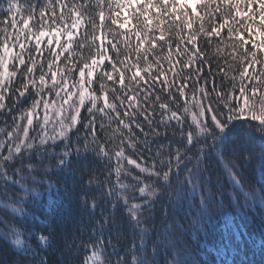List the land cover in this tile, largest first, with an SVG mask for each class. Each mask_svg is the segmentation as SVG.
<instances>
[{
	"label": "snow or ice",
	"instance_id": "obj_1",
	"mask_svg": "<svg viewBox=\"0 0 264 264\" xmlns=\"http://www.w3.org/2000/svg\"><path fill=\"white\" fill-rule=\"evenodd\" d=\"M212 4L216 5L214 9L210 7ZM201 7L206 9L204 15H201ZM22 11L17 0H0L4 23L0 29V114L4 110L11 113L14 107L32 98L28 108L14 118L7 155L0 151V178L13 179L8 171L15 165H10L9 161L20 159L23 163V152L33 148L30 142L33 128L44 132L40 143L45 144L48 140L65 138L81 119H87L85 127L92 130L94 150L109 161L117 160L115 174L120 188L125 192L128 188L119 180L121 161H126L129 168L139 173L133 175L132 187L134 198L138 193L142 202L129 205L125 199L124 207L129 211V225L140 231V243L137 245L133 239L132 247L117 257L116 264H150V261L158 264L155 258L161 249L165 252L164 264H194L191 253L180 246L165 225L177 214L181 201L194 197L198 188L203 191L206 180L210 182V176L204 177L207 167L199 168L201 158H211L213 153L223 158L229 154L230 143L234 145L231 154L235 155L238 150L242 154L245 149L236 134L250 135L244 125L249 129L257 128V124L250 121L258 122L257 130L264 134V0H35L34 4L27 3V18L21 17L18 23L16 15ZM205 15L210 17L207 28ZM9 27L15 31H9ZM81 28L82 40L78 36ZM214 37L221 42L227 38L231 47L223 66L219 57L226 49H221L217 43V58L213 64L203 46H211ZM97 41L99 49L94 55L81 57L79 63L74 61L76 49L86 45L95 49ZM174 44L178 49L175 54ZM112 52L117 53L115 59ZM35 53L41 54L40 61ZM133 53L135 58L131 59ZM121 55H124L123 60H119ZM162 58L168 62V68L162 66ZM174 64L179 70L174 71L170 79L168 72ZM228 80L230 85L226 83ZM106 81L112 82L111 85ZM190 95L199 111L188 124ZM211 97L215 99L210 100ZM57 101L60 104L55 118L60 129L57 135L48 136L44 130ZM204 101H208L207 107ZM82 108L90 119L81 118ZM97 113L106 117L109 124L113 119L117 122L112 136L119 139L118 144L115 140L111 146L98 141ZM157 120L166 129L174 120L180 128L181 139L174 150L169 148L167 162L162 158L165 153L158 151L149 164L147 159L139 157L138 145L141 136L159 135ZM17 121L26 123L21 125ZM21 126L23 135L13 138L12 133L19 132ZM100 130H105L103 120ZM13 139L19 142L13 143ZM208 140L212 141L211 145ZM143 143L147 145L148 140L144 139ZM5 146L0 143V150ZM65 157H70L67 150L58 160L61 169L71 163ZM194 158L197 161L195 169L189 167ZM260 166L264 177V152L260 156ZM94 179V174L89 175L88 184ZM114 194L118 195L109 183V197ZM82 195L88 196V193L85 191ZM260 203L264 207V197H260ZM88 204L87 200L82 202L83 207ZM156 204L163 206L162 217L159 228L152 229L155 236L151 239L150 258L144 240L149 229L142 222L140 209ZM91 206H96L95 197ZM207 211V198H202L200 216ZM108 219L110 217L105 218V224ZM104 226L101 224L99 230L103 231ZM40 239L45 238L41 236ZM76 251L79 253L78 248ZM103 256L102 242H96L91 245V252H86L85 258L77 264L90 261L91 264H111V260L105 261Z\"/></svg>",
	"mask_w": 264,
	"mask_h": 264
},
{
	"label": "trees",
	"instance_id": "obj_2",
	"mask_svg": "<svg viewBox=\"0 0 264 264\" xmlns=\"http://www.w3.org/2000/svg\"><path fill=\"white\" fill-rule=\"evenodd\" d=\"M17 2L23 10L16 15V21L19 23L21 17L27 18V3L34 4L35 0H17ZM210 7L214 9L216 5L212 4ZM200 12L204 15L206 9L201 7ZM209 19L210 17L205 15L206 28L210 27L207 23ZM10 24L11 20H9ZM198 26L199 24L196 25ZM3 27V16L0 15V29ZM9 31L15 30L9 27ZM117 31L121 30L117 29ZM78 36L82 40L83 28ZM172 39L175 40V33ZM217 43L221 49H226L219 57L223 66L224 57H229L231 53L227 38L221 42L219 38L214 37L211 46L207 44L203 46L215 64ZM73 47L75 49V45ZM98 49V41L95 49L86 45L83 49H76L77 55L73 59L79 63L81 57L90 58ZM167 51L165 46L164 55ZM172 51L174 54L178 52L175 44ZM123 52L124 49L121 47V53ZM44 55L46 56L47 52ZM111 56L115 59L117 53L112 52ZM35 58L40 61L41 54L35 53ZM130 58L134 59L135 53ZM123 59L124 55H121L119 60ZM119 60L116 61L118 66ZM44 62L46 65L47 61ZM229 62L233 63L231 60ZM71 63L72 61L69 62V66ZM161 63L164 68H168V62L163 58ZM178 70V65L174 64L168 72L169 78L171 79L173 72ZM143 75L147 76V74ZM115 78L118 79V75ZM19 79L20 77L17 78V84ZM106 83L111 85L112 82L106 81ZM143 83L141 81V84ZM226 83L230 85V80ZM96 88H99L98 84ZM31 99L29 97L23 104L14 107L11 113L4 110L0 114V129L3 130L0 131V143L6 145L0 151H3L4 155L8 152L9 132L15 127L14 118L28 108ZM214 99V97L210 98V100ZM188 100L190 111L186 114V119L188 124H191V117L197 115L199 110L191 95ZM203 103L207 107L208 101ZM59 104L60 101H57L56 108L50 113V123L44 130L48 136L57 135L59 132V121L55 118ZM80 116L91 118L85 108L81 109ZM138 118L143 120V117ZM101 120L104 122L105 130H100ZM208 121L210 122V117ZM17 122L21 125L26 123V121ZM87 122V119H81L65 138L48 140L45 144L40 143V136L44 132L39 128H33L30 131L33 148L23 152V163L20 159L9 161L10 165H15L8 171V175L13 179L6 181L0 178V264H77L78 260L82 261L85 258L86 252H91V245L96 242H102L103 259L105 261L110 259L111 264H116L117 257L123 256L125 249L132 247L133 239L139 245L140 231L134 230L129 225V211L124 207L125 199L128 200L129 205L142 202L138 193H135L134 198L132 187L135 183L132 177L139 173L135 168H129L126 161H121L122 171L119 180L122 184L128 185L126 192L122 190L117 184L115 174L117 160L109 161L94 150L96 144L90 134L92 130L85 127ZM250 123L257 124L258 128V122L250 121ZM156 125L159 135L150 134L146 138L141 136V143L138 145L139 157L147 159L149 164L152 163L151 157L156 156L158 151L165 153L162 158L167 162L166 153L169 148L174 150L181 139L180 128L174 120L167 129L159 124V120L156 121ZM117 127L118 124L114 119L109 124L106 117L97 113L95 129L99 133L98 141L106 142L111 146L112 141L115 140L118 144L119 139L112 136V130ZM244 128L250 132V135L236 134L242 148L245 149L243 153L238 150L235 155L231 154L234 145L230 143L229 154L223 158L215 153L211 158H201L199 168L203 170L207 167L204 177L210 176V182L206 180L203 191L198 188L194 197L181 201L177 205V214L166 222L165 226L180 242V246L191 253L194 264H264V207L260 203V197H264V177L261 176L260 166V156L264 152V134L257 128L249 129L247 124ZM145 130L147 131V125ZM22 135V126L19 132L12 133L13 138ZM144 139L148 140L147 145L143 143ZM18 142V139H13V143ZM211 143L212 141L208 140V144ZM66 150L70 153V157L65 159H70L71 163L61 169L58 160ZM189 167L193 169L197 167L195 158ZM91 174H94L95 179L89 185L88 179ZM109 183L113 192L118 195L109 197ZM190 189L191 185H189ZM85 191L88 196L82 195ZM93 197L96 203L94 208L91 206ZM202 198H207L208 211L200 216L199 206ZM84 200L89 202L87 207L82 206ZM162 207L156 204L153 207L140 209L142 222L149 229L144 240L148 244L147 255L150 258L151 239L155 236L152 229L154 226L159 228L161 224ZM106 217L110 219L105 224ZM101 224L105 225L103 231L99 230ZM17 227L24 230L25 238L29 241L25 249L19 252L14 251L7 243L12 229ZM41 236L46 238L42 243L38 240ZM77 248L79 253L76 251ZM155 259L158 264H164L163 249Z\"/></svg>",
	"mask_w": 264,
	"mask_h": 264
},
{
	"label": "clouds",
	"instance_id": "obj_3",
	"mask_svg": "<svg viewBox=\"0 0 264 264\" xmlns=\"http://www.w3.org/2000/svg\"><path fill=\"white\" fill-rule=\"evenodd\" d=\"M38 240L41 243L44 242V240H41L40 238H38ZM7 243L14 251L19 252L25 249V246L29 243V241L25 238L24 230L17 227L12 229L7 238Z\"/></svg>",
	"mask_w": 264,
	"mask_h": 264
}]
</instances>
